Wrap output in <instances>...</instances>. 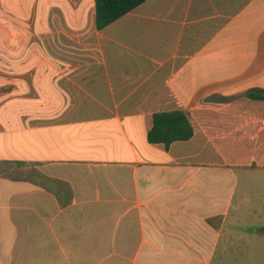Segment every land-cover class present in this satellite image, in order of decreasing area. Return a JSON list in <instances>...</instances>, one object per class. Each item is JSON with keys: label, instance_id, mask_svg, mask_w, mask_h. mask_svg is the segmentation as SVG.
I'll use <instances>...</instances> for the list:
<instances>
[{"label": "crops", "instance_id": "1", "mask_svg": "<svg viewBox=\"0 0 264 264\" xmlns=\"http://www.w3.org/2000/svg\"><path fill=\"white\" fill-rule=\"evenodd\" d=\"M26 5L38 6L45 32L54 21L41 48L31 33L14 34ZM6 6L0 264L249 259V243L234 239L250 217V177L264 174V101L237 96L264 90V66L223 58L238 56L232 45L250 36V10L264 0L220 21L209 42L208 24L223 11L208 14V0H148L101 31L94 0ZM173 111L185 113L193 137L149 144L153 114Z\"/></svg>", "mask_w": 264, "mask_h": 264}, {"label": "rangeland", "instance_id": "2", "mask_svg": "<svg viewBox=\"0 0 264 264\" xmlns=\"http://www.w3.org/2000/svg\"><path fill=\"white\" fill-rule=\"evenodd\" d=\"M27 4L35 0H25ZM37 1V0H36ZM208 0V14H214L215 12L223 11V18L213 21L208 24L207 41H210V37L214 34L215 28L218 30L220 21L226 23L238 16L243 11V6L248 0H239L234 2L227 8H220L215 5V0ZM23 3V2H22ZM21 3V5H22ZM23 8V7H22ZM10 11L7 9L6 0H0V22L5 23L7 18L6 13ZM254 13L252 14V12ZM252 14V15H251ZM250 36L242 34L238 37L236 43L232 45L235 48L238 56L235 58L225 57L223 58V65H238L243 67H256L264 66V9L262 10H250ZM14 19H17L16 26L14 27L15 35L22 36L27 33L34 35L35 39L31 42L33 48H41L40 38L45 33L53 31L55 26L54 21L48 20L49 24L46 29L47 32L42 30L39 25L40 9L37 5H26L24 11H17V15H13ZM29 18L33 22L30 29L27 23H24V19ZM24 23V24H23ZM215 23L217 25H215ZM50 27V29H49ZM243 27H240L242 30ZM244 30V29H243ZM5 76L0 86V93L7 92V86L5 83ZM7 102L1 105L0 116L6 115L5 109L7 108ZM11 105H13L11 103ZM17 108L21 107L16 103ZM241 186L238 190L241 191ZM264 174L253 175L250 177V217H243L242 223L238 226V235L234 239L236 244L246 245L249 243L250 258L245 259L241 257L234 258L233 264H264ZM249 241V242H248Z\"/></svg>", "mask_w": 264, "mask_h": 264}, {"label": "trees", "instance_id": "3", "mask_svg": "<svg viewBox=\"0 0 264 264\" xmlns=\"http://www.w3.org/2000/svg\"><path fill=\"white\" fill-rule=\"evenodd\" d=\"M146 1L148 0H94L96 29L103 30ZM237 97L264 101V90H248ZM214 100L226 102L228 99L217 98ZM193 134V128L185 113L182 111L160 112L152 116V128L147 133V142L161 144L168 149L174 142L189 141Z\"/></svg>", "mask_w": 264, "mask_h": 264}]
</instances>
